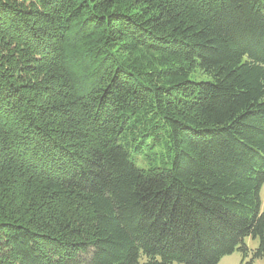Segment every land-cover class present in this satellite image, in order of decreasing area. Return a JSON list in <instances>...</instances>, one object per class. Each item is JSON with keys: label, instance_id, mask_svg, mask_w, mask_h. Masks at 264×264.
Instances as JSON below:
<instances>
[{"label": "trees", "instance_id": "1", "mask_svg": "<svg viewBox=\"0 0 264 264\" xmlns=\"http://www.w3.org/2000/svg\"><path fill=\"white\" fill-rule=\"evenodd\" d=\"M263 182L264 0H0V264H252Z\"/></svg>", "mask_w": 264, "mask_h": 264}, {"label": "rangeland", "instance_id": "2", "mask_svg": "<svg viewBox=\"0 0 264 264\" xmlns=\"http://www.w3.org/2000/svg\"><path fill=\"white\" fill-rule=\"evenodd\" d=\"M119 54L123 59L130 61L132 64L134 63L135 65H137V68L144 70H148V69L157 70V69H162L164 67L185 64L179 59L168 58L162 53L158 52L157 50L144 51L138 49L131 52L121 50ZM189 76L194 79L205 78V76L198 68H192V70L189 72ZM181 110L182 107L176 108V111H181ZM161 137H162L161 141L156 142L155 146H157V149L159 148L160 149L159 151L163 153L162 147H164L165 143L163 145L164 137L162 134ZM144 160L145 158L140 160V163L146 165L147 159L146 162ZM149 165L150 164H148L147 166ZM259 197H260V210L262 211L264 209V182L261 185ZM244 243L248 248L253 249L257 246V239H253L251 237H245ZM240 258H241L240 253L235 250L233 253L223 256L217 264H240ZM174 264H180V263H174ZM252 264H264V259H255Z\"/></svg>", "mask_w": 264, "mask_h": 264}]
</instances>
